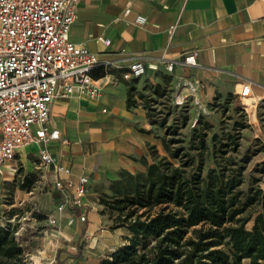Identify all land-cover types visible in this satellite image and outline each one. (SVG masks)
<instances>
[{"label": "crops", "instance_id": "1", "mask_svg": "<svg viewBox=\"0 0 264 264\" xmlns=\"http://www.w3.org/2000/svg\"><path fill=\"white\" fill-rule=\"evenodd\" d=\"M127 9L130 13L125 15ZM138 15L147 18L145 25L135 22ZM69 37L99 55L94 78L101 91L94 98L76 92L53 101L49 126L59 129L68 143L53 142L49 150L70 169L62 179L89 178L84 198L88 223L71 209L56 212L60 193L47 183L50 171L39 166V146L21 148L15 161L32 173L33 157L38 160L35 167L48 187L43 201L56 202L50 215L58 220L52 229H37L22 238L32 264L39 259L100 264L106 256L93 251L97 244L118 248L126 242L131 235L126 227H104L108 219L95 188L119 179L121 172H145L142 158L152 163L161 157L165 128L149 116V108L158 111L167 100L174 105L176 96H187L189 112L214 122L220 110H233L226 99L236 98L241 84L249 81L256 101L251 112L258 121V125L250 122L249 128L264 129V0H82ZM99 37L109 39L110 45ZM191 52L197 53L195 66L184 62ZM136 59L145 62L146 72L127 80L123 75ZM168 63H173L172 71L167 70ZM7 174L11 175L9 171L3 175ZM72 215L75 222L68 224ZM21 235L18 230V239ZM66 241H71L69 246ZM83 242L89 249L84 250Z\"/></svg>", "mask_w": 264, "mask_h": 264}, {"label": "trees", "instance_id": "2", "mask_svg": "<svg viewBox=\"0 0 264 264\" xmlns=\"http://www.w3.org/2000/svg\"><path fill=\"white\" fill-rule=\"evenodd\" d=\"M127 100L130 104V93ZM174 105L188 110L187 103ZM187 121L184 115L181 124L167 127L166 120H160L170 135L162 138L169 157L158 156L152 163L142 158L145 172H121L119 179L111 181L113 194L101 195L100 205L118 212L117 227H126L131 235L100 264L264 263V189L260 180L247 191L242 189L252 155H233L240 147L239 130L246 126L236 121L235 133L212 135L216 166L204 175L212 124L201 116L187 147L185 139L177 137ZM257 171L264 173V168ZM251 219L253 224L247 228ZM17 231L10 224L0 225V264H28L23 262Z\"/></svg>", "mask_w": 264, "mask_h": 264}, {"label": "built area", "instance_id": "3", "mask_svg": "<svg viewBox=\"0 0 264 264\" xmlns=\"http://www.w3.org/2000/svg\"><path fill=\"white\" fill-rule=\"evenodd\" d=\"M82 0H0V175L14 176L16 160L20 149L38 145V159L41 169L50 171L47 183L60 193L56 212L66 209L78 213L81 222L87 220L84 198L88 193L89 178L80 176L77 181L64 180L61 174H70V169L61 163L50 150V144L61 141L60 130L49 126L51 106L55 99L66 98L76 92L97 97L101 85L93 76L100 65V58L85 43L70 40V31L76 21L77 10ZM130 9L125 11V15ZM135 22L145 25L147 18L136 17ZM109 46L111 41L99 37ZM189 66L197 65V53L184 57ZM154 68V66H150ZM142 59L133 61L123 77L138 79L146 72ZM173 70V63L167 64ZM248 111L250 101L254 108L251 82L244 81L236 97ZM178 106L188 102L187 96L174 98ZM197 102V101H196ZM47 222L57 225L55 215H49ZM75 222V216L68 218V224ZM116 248H113L112 252ZM53 260L39 259L34 264H53ZM28 264H32L29 262Z\"/></svg>", "mask_w": 264, "mask_h": 264}, {"label": "rangeland", "instance_id": "4", "mask_svg": "<svg viewBox=\"0 0 264 264\" xmlns=\"http://www.w3.org/2000/svg\"><path fill=\"white\" fill-rule=\"evenodd\" d=\"M247 103L248 111L244 110V104L237 98H232L230 103L233 110L228 113L227 108L220 110L218 113V119L214 120V122H210L212 124V131L208 135V144L210 146V152H204L205 163L203 167V174L206 175L209 169L216 166L215 161L216 158L213 155V142L212 135L214 133L219 134L220 137H223L227 132L235 133V122L243 123L246 128L243 130H239L240 132V147L237 153L233 155H237L238 158H242L245 154H251V161L247 164V169L245 171V182L242 185V189L247 191L252 184L255 183L256 180H260L259 184L264 188V173H261L257 170L264 168V129L261 131H256L255 129H250L249 126L252 125L250 122L257 124L258 121L255 118V115L251 112L252 108L249 100H245ZM165 105H162L158 111H152V115L158 118L159 120H166V126H173L175 124H181L182 116L187 115L188 121L187 124L179 129V135L177 137L183 138L186 141V146H189V141L193 135L194 129L198 126L196 125L197 120L202 116L201 114H194L193 112H189L184 108H178L175 105L171 104L169 100L164 102ZM183 106V105H182ZM184 110V113L183 112ZM248 112H250L248 114ZM205 118V117H204ZM207 120V119H206ZM168 130H162V137L167 136ZM257 135V136H256ZM168 138L170 135L167 136ZM163 154L161 156L169 157V153L164 147L162 151ZM192 154H196V151H192ZM229 154H232L231 152ZM160 157V156H159ZM219 161L221 158H217ZM34 163H38L35 157L32 160ZM171 161L178 165L179 161L171 159ZM17 164V172L14 176L12 175H0V225L10 224L14 229L21 231V236H19V240L29 235L32 231H37L53 228V225L48 224L47 217L53 212L54 205L56 202H44L43 199L48 191V187L41 182V170L36 169V164L32 168V173L29 172V168L24 167V165L19 161H14ZM199 163V158L196 160V164L194 168ZM27 172V173H26ZM27 177L23 180V176ZM111 181H105L99 184L98 187L95 188V191L99 197L103 193L108 195H112L113 191L111 190ZM44 189H40L43 188ZM117 187V186H116ZM4 193V195H3ZM22 200H24L23 204H19ZM15 204L13 206H10ZM17 213V216L14 214ZM103 212L106 214L108 221L104 224V227L109 229L119 228L117 227L118 215L119 213L116 211H111L109 209H105L103 205ZM35 224L34 227H29L30 224ZM88 223V220L84 222V224ZM42 224V225H41ZM253 224V219H251L246 227L251 228ZM24 228V229H23ZM31 228V229H30ZM71 241H66V245L69 246ZM94 243V241L92 242ZM22 244V242H21ZM84 250L89 249L86 246V242H83ZM113 248L116 246H103L101 244H97L93 251L96 252L98 257L108 256ZM33 255V254H31ZM72 256L75 255V252L71 253ZM23 262H31L29 260V256H23ZM26 260V261H25ZM264 264V263H263Z\"/></svg>", "mask_w": 264, "mask_h": 264}]
</instances>
